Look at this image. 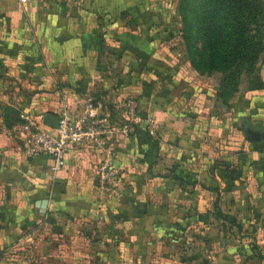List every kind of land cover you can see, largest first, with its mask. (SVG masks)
<instances>
[{"label":"crops","instance_id":"obj_1","mask_svg":"<svg viewBox=\"0 0 264 264\" xmlns=\"http://www.w3.org/2000/svg\"><path fill=\"white\" fill-rule=\"evenodd\" d=\"M164 10L156 0H0L1 106L41 119L90 101L115 122L118 99L133 96L154 120L152 135L139 124L105 144L112 193L95 187L102 150L68 147L50 173L46 155L0 132V251L24 244L36 264H264V52L261 85L241 81L224 102L220 73H197L168 45L175 34L163 38ZM213 221L220 231H208ZM238 232L252 250L213 247Z\"/></svg>","mask_w":264,"mask_h":264},{"label":"trees","instance_id":"obj_2","mask_svg":"<svg viewBox=\"0 0 264 264\" xmlns=\"http://www.w3.org/2000/svg\"><path fill=\"white\" fill-rule=\"evenodd\" d=\"M178 11L188 61L197 73H220L217 95L222 101L226 102L237 91L242 75H253L249 77V86L261 85L255 64L264 52L263 3L257 0H178ZM164 22L168 26L163 27L167 32L163 38H167L175 34V30L173 24ZM5 110L17 114L11 107ZM215 216L237 231L241 229L233 217L219 210L215 211ZM249 246L251 250L254 248L253 243ZM258 254L264 257V253ZM224 261L228 263L227 258Z\"/></svg>","mask_w":264,"mask_h":264},{"label":"built area","instance_id":"obj_3","mask_svg":"<svg viewBox=\"0 0 264 264\" xmlns=\"http://www.w3.org/2000/svg\"><path fill=\"white\" fill-rule=\"evenodd\" d=\"M117 107L122 117L115 122H110L107 115L98 113L97 107L87 101L77 112L61 109L56 115V127H48L41 119L24 113L21 115L22 123L1 124L0 132L7 136H20L25 155H46L50 162V173L62 167L63 154L68 147L86 145L102 150L95 165V187L100 193H112L117 168L113 156L104 149L105 144L117 137H127L139 124L145 125L149 135L153 134L154 129L153 118L142 117L137 112V102L133 96L119 98Z\"/></svg>","mask_w":264,"mask_h":264},{"label":"rangeland","instance_id":"obj_4","mask_svg":"<svg viewBox=\"0 0 264 264\" xmlns=\"http://www.w3.org/2000/svg\"><path fill=\"white\" fill-rule=\"evenodd\" d=\"M257 1L264 4V0H257ZM157 4H158V7L160 10H163V9L166 10V13L163 14L164 19H166V21L170 24L174 25V23H175V25H174L175 35L173 34L174 37L171 38V42L168 45H170L171 49H173V52L177 53V55H179V57L181 59H187L188 60L189 59L188 50H187L186 45L182 39V22H181V17H180L179 11H178V0H156V5ZM167 14L170 15V18ZM171 19L174 21V23H173V21H171ZM202 51H205V50H202ZM249 77L252 78L253 75H251V74L242 75L240 77L239 83L241 81H245L248 84ZM6 107H10V106H1V104H0V119H1L0 122H4L2 124L7 123V124L11 125V124H14L16 122H20V123L23 122V120L21 119V115H24V113H22L21 110L11 107V109H14L17 112L16 115H13V114L9 113V111H6V110L4 111V109ZM0 125H1V123H0ZM212 225H213L212 229L209 228L208 231H220V226L218 227L216 222L213 221ZM225 225L228 226V224H225ZM229 228H230V231H237L235 229V227L229 226ZM243 231H251V230L249 228H244ZM237 234H239V232ZM240 237H241L240 234L238 236L230 234V235L226 236V238L219 235V237L216 240H214L213 247L215 249L218 248V246H220L221 239H223V240L226 239L227 244H229V243L235 244V246L238 247V249H240V247L243 248L245 246L247 248V246L249 247L250 243L252 244V242L250 240L249 241H247V240L243 241L240 239V242H238ZM224 242H225V240H224ZM226 243H224V244H226ZM199 245H202V244H199ZM26 248H27L26 245L24 246V244H23L22 248H18L17 250H13L12 252L0 251V264H36V262H34L33 258L31 257L30 253L27 252ZM237 252H238V250L235 249V253L232 256L237 255ZM232 256H231V258H233ZM14 259H15V261H14ZM228 262L229 263H227V264H231L230 261H228ZM223 264H225V263H223Z\"/></svg>","mask_w":264,"mask_h":264},{"label":"water","instance_id":"obj_5","mask_svg":"<svg viewBox=\"0 0 264 264\" xmlns=\"http://www.w3.org/2000/svg\"><path fill=\"white\" fill-rule=\"evenodd\" d=\"M41 122L48 127L57 126V116L52 113H45L41 117ZM45 206V199L41 200L40 207L41 209Z\"/></svg>","mask_w":264,"mask_h":264}]
</instances>
